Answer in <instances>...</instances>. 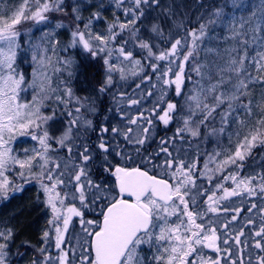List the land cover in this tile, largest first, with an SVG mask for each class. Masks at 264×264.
I'll use <instances>...</instances> for the list:
<instances>
[{"label": "snow or ice", "instance_id": "obj_1", "mask_svg": "<svg viewBox=\"0 0 264 264\" xmlns=\"http://www.w3.org/2000/svg\"><path fill=\"white\" fill-rule=\"evenodd\" d=\"M92 7L0 0V201L35 181L48 214L38 246L0 223V264H264V0H112L110 21ZM18 137L38 147L21 156Z\"/></svg>", "mask_w": 264, "mask_h": 264}, {"label": "rangeland", "instance_id": "obj_2", "mask_svg": "<svg viewBox=\"0 0 264 264\" xmlns=\"http://www.w3.org/2000/svg\"><path fill=\"white\" fill-rule=\"evenodd\" d=\"M82 4L84 5V8H83L84 17H88L92 11H96V8L92 7V5H94V4H102L103 5V7L100 10H101L102 15L105 17V20L110 21L113 17L114 9L112 7V0H82ZM116 14L118 15L119 12H116ZM106 26H107L106 23L103 21L96 22L93 24V30L98 31V32L104 31L106 29ZM24 27L26 30L29 29L28 25H25ZM46 30H47V26L32 25L31 30H30V36L32 39L39 40L42 33ZM142 31H143V29H142ZM57 38L61 41V44L63 45L69 39V35L67 32H64L63 30H57ZM79 51H80L79 49H76V50H70L67 53L61 52L59 54L61 56L72 55L75 58L81 60L82 56L77 55V53ZM136 55H137V58H140V52L138 50H137ZM22 56H23L22 59L24 60V62H23L24 70H25L24 72L26 73L27 76L30 77L32 67H33V65L31 64V61H30V54H24ZM79 60H77V61H79ZM93 70L98 72L100 75L99 76L100 78L98 81L93 80L94 79V76L92 74ZM84 72H85V75L77 74V77L71 81V86H72L74 92H75V88H78L81 91L80 94H77L80 96L88 94V92L91 90V88L94 85H97L103 79V69L100 68L99 66H97L96 68L85 67ZM60 75H64V74H60ZM135 82L136 81H134V80H130L128 82V84L132 86L135 84ZM149 87H150V84H149ZM128 90L131 92V88H129ZM131 94L135 95V93H131ZM22 97H24L25 100H30L31 94L30 93H22ZM43 111L45 113H48L50 111V109L45 108V109H43ZM65 123H66L65 116L60 113L59 109H57V118L54 121L49 122L50 131H55L56 134L59 135V130L63 128ZM170 133L171 132H169V134ZM195 145H196V142L193 141V148L190 150V152H193L196 150ZM225 146H227V141L222 139L221 147H225ZM33 147H38L36 141L31 140L30 137H18L15 144H14V151L19 153L21 156H23V149H31ZM53 147H56V146L53 145ZM214 148H216V144L214 141L205 140L203 143H201L200 144V153L203 152V155L201 157L202 160L206 158L204 156V152H211ZM257 151H259V149H257ZM61 152H63V150H61ZM28 194H30V195L28 196ZM23 195H25V198H23L24 200L22 202V203H24L23 208L15 207V205H13V204H15V203H17V201L21 200ZM38 196L40 198L39 200L37 199ZM14 199H16L17 201ZM42 200H43V193L40 191L39 184L36 183L35 181H33L32 183L24 185V191L10 195V198L7 201H0V212L2 213L3 212L2 210L4 208L6 209V211L4 213L5 218H8L10 216V214H13V213H11V211L14 210L15 214H18L20 211L19 210L16 211V210L21 209V216L27 215V213H28V215L33 214L32 217L37 219L38 223L36 226L37 227L36 233L38 235L37 236L38 238L36 240L35 246L40 245V236L42 234V231L46 227V221L48 218V214L46 212V209L44 208L43 204L41 203ZM27 210H30V211H27ZM15 217L17 218V216H15ZM74 223H75V221H74ZM71 231H70V233H71ZM73 243H74V241H73ZM19 245H20V243H18L17 246H19Z\"/></svg>", "mask_w": 264, "mask_h": 264}, {"label": "trees", "instance_id": "obj_3", "mask_svg": "<svg viewBox=\"0 0 264 264\" xmlns=\"http://www.w3.org/2000/svg\"><path fill=\"white\" fill-rule=\"evenodd\" d=\"M187 2H191V0H187ZM143 32V31H142ZM23 57V56H22ZM21 57V59H22ZM77 59V58H76ZM79 60V59H77ZM21 71H25L24 70V65L23 63L21 64ZM92 74L94 76V79L95 81H98L99 80V73L96 72V71H92ZM134 87V85H132ZM80 90L78 88H75V93L76 94H80ZM30 194H28L29 196ZM27 196V195H26ZM27 196V197H28ZM23 198H25V195L22 196V199L17 201V203L13 204L15 205V207H20V208H23ZM14 203V202H13ZM27 208V207H26ZM29 209V208H28ZM20 211L18 214H15V211H11V213L13 214H10V216L8 218H5L4 216V213L6 211V209L4 208L2 211V213L0 212V223H7L9 224L10 226H12L14 229L17 230L18 234H19V238L17 239L16 241V244L18 245V243H23L24 241H28L30 242L33 246L36 245V240H37V219L36 218H33L32 215H24V216H21V209H17L16 211ZM31 210V209H30ZM30 210H27V211H30ZM19 215V216H18ZM17 216V218L15 217ZM37 217V216H36ZM16 218V219H15Z\"/></svg>", "mask_w": 264, "mask_h": 264}, {"label": "flooded vegetation", "instance_id": "obj_4", "mask_svg": "<svg viewBox=\"0 0 264 264\" xmlns=\"http://www.w3.org/2000/svg\"><path fill=\"white\" fill-rule=\"evenodd\" d=\"M159 131V134L161 135H164V131L163 130H158ZM170 134H172V133H170ZM169 134V132H168V135H170ZM201 154V157H202V155H203V152H201L200 153ZM247 170V169H246ZM213 189L209 186V194H211V191H212ZM234 200H236L237 201V203H239V199L240 198H233ZM228 214H222V216H221V219H223L224 217H226ZM242 216L244 215V213H242L241 214ZM71 231V230H70ZM221 232H223V230H221Z\"/></svg>", "mask_w": 264, "mask_h": 264}, {"label": "water", "instance_id": "obj_5", "mask_svg": "<svg viewBox=\"0 0 264 264\" xmlns=\"http://www.w3.org/2000/svg\"><path fill=\"white\" fill-rule=\"evenodd\" d=\"M70 230H71V228H70ZM70 230H69V231H70Z\"/></svg>", "mask_w": 264, "mask_h": 264}]
</instances>
